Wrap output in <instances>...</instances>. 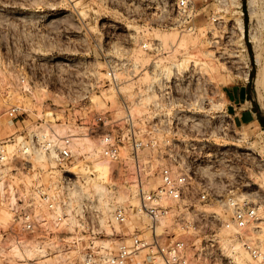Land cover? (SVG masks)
Instances as JSON below:
<instances>
[{
  "label": "rangeland",
  "instance_id": "374dc122",
  "mask_svg": "<svg viewBox=\"0 0 264 264\" xmlns=\"http://www.w3.org/2000/svg\"><path fill=\"white\" fill-rule=\"evenodd\" d=\"M193 1L198 11L195 25L184 30L172 24L173 0H0V138L14 131L5 115L14 103L24 109L18 118L21 124L78 137L73 138L75 157L69 167L77 175L76 185L74 190L63 191L72 200L59 202L60 214L57 208L42 207L47 233L34 238L20 235L28 237H20L28 242L57 241L60 249L45 248L50 257H63L61 264H80L79 248L70 241L76 230L81 232L75 218L82 215L90 225L110 229L111 215L101 223L98 206L105 198L98 195L94 182L101 180L99 184L113 196L111 211L119 203L135 204L137 199L134 164L127 150L121 149L126 174H111L116 164L107 161L109 178L98 179L93 162L96 157L106 160L99 151L91 155L86 143L97 147L98 140L85 135V124L99 111L119 116L120 92L128 98L138 95L134 111L145 112L153 99L148 85L156 80L158 70L167 76L185 71L183 84L173 91L180 116L170 124L167 137L172 154L162 151L159 156L185 161L195 181L208 188L209 199L195 202L191 220L200 225L202 212H214L216 217L207 222L214 228L224 218L217 194L248 193L251 198H264L263 124L240 128L228 109L233 93L243 86L250 108L256 106L257 115L264 118V0ZM143 42L156 44L158 51L143 50ZM127 51L136 52L141 68L119 88L110 86L104 80L108 60L119 59ZM21 75L28 89L17 84ZM83 136L89 141L86 139L87 146L81 149L77 142ZM151 154L155 155V149L139 150L141 157ZM44 162L47 160L36 163L41 166ZM47 177L43 176L46 183ZM52 191L58 190L54 187ZM120 194L123 199L118 201ZM4 211L9 215L4 216ZM11 215L9 205L0 202L3 243L19 239L10 233ZM8 256L1 253L0 264H39L34 257L11 260Z\"/></svg>",
  "mask_w": 264,
  "mask_h": 264
},
{
  "label": "built area",
  "instance_id": "2783aa9c",
  "mask_svg": "<svg viewBox=\"0 0 264 264\" xmlns=\"http://www.w3.org/2000/svg\"><path fill=\"white\" fill-rule=\"evenodd\" d=\"M196 15L193 0H173L171 20L175 26L191 30ZM141 47L153 54L158 51L156 44L143 42ZM140 68L136 52L127 51L119 59L108 60L104 80L119 88ZM184 80L185 71L167 76L158 70L156 80L148 85L153 99L145 112L134 111L139 104L138 95L128 98L120 92L119 116H112L109 110L99 111L85 124V135L92 134L98 140L99 154L116 164L111 174H126L121 149L129 152L134 164L137 201L114 206L111 222L118 228L108 221L109 231L90 225L82 215L75 218L81 232L74 231L71 244L79 248L80 264H243L237 258L238 249L247 254L246 264H264V198H251L248 193L217 194L224 218L211 228L207 222L216 215L202 212L203 223L196 225L190 212L196 201L209 199L208 188L195 181L185 161L159 156L162 151H168V156L172 154L167 137L170 124L180 116L173 91ZM17 84L23 90L29 86L23 75ZM23 112L20 103L6 109L5 115L15 128L0 138V179L13 187L15 193L9 230L19 235V239L20 235L34 237L47 233L48 220L42 207L53 210L57 202H70L72 197L63 191L74 190L77 180L76 173L69 169L75 157L73 138L77 137L70 132L58 134L40 126L23 125L18 120ZM144 148L155 149V155L139 156V150ZM38 155L47 159L49 170L59 172L56 181H52L49 173L46 183L43 176L49 171L37 165ZM151 181L156 184L150 186ZM54 187L58 191H52ZM112 240L116 243L112 244Z\"/></svg>",
  "mask_w": 264,
  "mask_h": 264
},
{
  "label": "bare ground",
  "instance_id": "6f19581e",
  "mask_svg": "<svg viewBox=\"0 0 264 264\" xmlns=\"http://www.w3.org/2000/svg\"><path fill=\"white\" fill-rule=\"evenodd\" d=\"M240 28L242 29V24H240ZM182 40V39H181ZM238 57V56H237ZM230 58V59H229ZM229 60H231V55H229ZM247 75V73L245 74ZM247 78V76H246ZM107 96V95H106ZM114 96V93L113 91L110 92V96H109V100L112 99V97ZM108 97V96H107ZM112 101V100H111ZM203 103V102H202ZM78 138V137H77ZM88 137L86 136H83L82 139L84 140H81L79 142H77V145H79L81 147V149H84V143L86 142L85 140L87 139ZM80 140V139H79ZM88 140V139H87ZM89 141V140H88ZM87 145V148L89 147L90 149V152H91V155H95L97 154V152L99 151V147H94L91 143L88 144L86 143ZM85 146V147H86ZM78 147V146H77ZM94 147V148H93ZM73 148V146H72ZM79 148V147H78ZM76 148V149H78ZM80 149V148H79ZM123 152V151H122ZM90 154V153H89ZM43 156L42 155H38L36 157V161L37 160H41V159H44V160H47L46 158H42ZM97 160H95L93 162V167H94V170L96 171L97 173V176H98V179H100L99 177H103V178H109V165L107 164V160L104 161L103 159H98V157H96ZM131 158V157H130ZM40 163V162H39ZM45 163V162H44ZM42 167L45 168V170H48L49 172L48 173H52V181L53 180H57L58 179V175H59V172L57 171V173H55V170H49L48 167H47V163H45L44 165H42ZM95 173V172H94ZM93 173V174H94ZM46 175L48 177H50L49 174H45V177ZM96 176V177H97ZM47 177V178H48ZM49 179V178H48ZM47 179V180H48ZM92 179H94V177H92ZM91 179V180H92ZM96 179V178H95ZM99 181V180H98ZM101 181V180H100ZM99 181V182H100ZM99 182H94L93 183V186L94 188H96L95 190L99 193L98 195H100L101 197L104 196L105 198V203L98 206L100 211H101V215H102V218H101V223H104L105 224V218L110 216L112 217V195L110 193L107 192L106 190V187H104L105 189H103V187L101 186V184H99ZM135 196V195H134ZM14 198H15V193H14V188L11 187V186H7L6 183L0 179V202H5L9 205L10 209H12V205H13V201H14ZM103 198V199H104ZM116 199V198H115ZM121 199H123V196L120 194L119 197H118V201H120ZM102 200V199H101ZM114 201V200H113ZM135 201H137L135 199ZM4 204V203H3ZM100 204V203H99ZM56 211L60 212V209H61V206L59 205V203L57 202L56 204ZM8 208V207H7ZM2 210V209H1ZM54 210V209H53ZM51 210V211H53ZM5 214L4 216H8L9 213L7 211H4ZM7 212V213H6ZM58 212V214H60ZM44 215V214H42ZM66 216V215H65ZM67 219L69 217H66ZM63 220H64V217H63ZM74 219L71 218V220L69 221L70 224L72 225V223L74 222L73 221ZM67 222V221H65ZM47 223V222H46ZM113 224L115 227H117V224L113 221ZM70 225V226H71ZM132 225L129 226V228H131ZM70 229H72L71 227H69ZM225 233H228V231H225ZM72 236V235H71ZM73 237V236H72ZM34 238V237H33ZM71 238V237H70ZM71 241V240H70ZM110 242L108 240H106V244H109ZM224 246L226 247V242L224 241L223 242ZM45 246H48L50 247L51 249H60L59 246H61L57 241H54V240H51V239H48V240H44V241H34V242H28L27 240L25 239H20V240H10L8 243H3L2 241H0V254L1 253H7L9 256V258L13 259V258H23L25 255L26 256H30V257H34L35 259H37V262L39 264H61L62 263V260H63V257L61 256H57L55 255L54 257H50L49 256V253H48V250L47 248H45ZM227 248V247H226ZM241 254V258H238L239 261H241L243 264L245 262V259H247V254L244 253L241 249H240V253ZM41 259V260H38V259ZM43 258V259H42ZM11 259V260H12Z\"/></svg>",
  "mask_w": 264,
  "mask_h": 264
},
{
  "label": "crops",
  "instance_id": "0c3cea01",
  "mask_svg": "<svg viewBox=\"0 0 264 264\" xmlns=\"http://www.w3.org/2000/svg\"><path fill=\"white\" fill-rule=\"evenodd\" d=\"M198 13V11H197ZM247 91L242 86L236 92L233 93V98L229 102V110L234 116L235 123L243 129H250L261 125L263 122L262 117L257 115L258 112L255 108H250L247 103Z\"/></svg>",
  "mask_w": 264,
  "mask_h": 264
},
{
  "label": "trees",
  "instance_id": "16d2710c",
  "mask_svg": "<svg viewBox=\"0 0 264 264\" xmlns=\"http://www.w3.org/2000/svg\"><path fill=\"white\" fill-rule=\"evenodd\" d=\"M254 108H255V110L257 111V112H259V109L256 107V106H254ZM262 122L264 121V118L262 117V120H261ZM263 124V127H264V122L262 123Z\"/></svg>",
  "mask_w": 264,
  "mask_h": 264
}]
</instances>
